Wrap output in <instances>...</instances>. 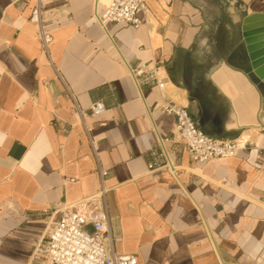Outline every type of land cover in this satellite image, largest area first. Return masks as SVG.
I'll return each instance as SVG.
<instances>
[{
    "label": "crops",
    "instance_id": "obj_1",
    "mask_svg": "<svg viewBox=\"0 0 264 264\" xmlns=\"http://www.w3.org/2000/svg\"><path fill=\"white\" fill-rule=\"evenodd\" d=\"M109 3L0 0V264H53L35 248L60 207L100 188L99 168L111 247L136 264H264V88L239 29L264 0H151L150 23L103 28L93 9ZM146 62L162 86L137 87L130 68ZM65 84L104 111L76 113ZM168 101L249 144L191 162Z\"/></svg>",
    "mask_w": 264,
    "mask_h": 264
},
{
    "label": "built area",
    "instance_id": "obj_2",
    "mask_svg": "<svg viewBox=\"0 0 264 264\" xmlns=\"http://www.w3.org/2000/svg\"><path fill=\"white\" fill-rule=\"evenodd\" d=\"M43 0H38L41 2ZM151 0H110L109 5L98 12L96 6L93 16L105 28L109 22L131 24L134 27L150 23L153 16ZM159 5L168 6L171 0H154ZM36 24L37 36L44 50L51 41V33L44 27L40 18V7L36 6L30 16ZM130 75L139 87L140 82L160 87L166 74L157 63H141L130 68ZM76 113L87 112L100 114L105 107L96 101L88 109L79 106L74 93L65 84ZM163 110L175 117L174 128L180 140L185 144L191 162H203L227 158L245 149L249 140L245 136L224 139L209 135L200 129L189 114L187 107L168 101ZM86 130L88 128L85 127ZM92 143V141H91ZM161 143L163 141L161 140ZM95 156L97 153L94 151ZM106 171L99 168L100 188L93 194L57 210L56 218L49 223L41 243L35 250L53 264H136L137 256L133 253H119L112 249L109 237V217L106 192L102 184Z\"/></svg>",
    "mask_w": 264,
    "mask_h": 264
},
{
    "label": "water",
    "instance_id": "obj_3",
    "mask_svg": "<svg viewBox=\"0 0 264 264\" xmlns=\"http://www.w3.org/2000/svg\"><path fill=\"white\" fill-rule=\"evenodd\" d=\"M252 73L264 88V13L243 15L239 26Z\"/></svg>",
    "mask_w": 264,
    "mask_h": 264
}]
</instances>
